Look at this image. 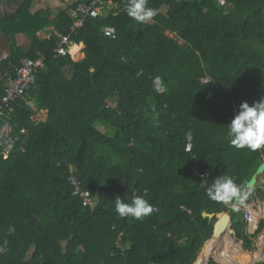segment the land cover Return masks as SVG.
Returning a JSON list of instances; mask_svg holds the SVG:
<instances>
[{
    "label": "trees",
    "instance_id": "1",
    "mask_svg": "<svg viewBox=\"0 0 264 264\" xmlns=\"http://www.w3.org/2000/svg\"><path fill=\"white\" fill-rule=\"evenodd\" d=\"M30 2L0 17L11 48L4 68L24 57L46 64L7 117L13 147L0 144V264H193L207 241L204 253L220 264H252L243 249L254 248L264 220L250 234L244 208L209 199L203 178L227 174L247 186L264 162V147L238 150L225 139L236 107L264 97V0H148L159 12L142 24L125 13L126 0H113L72 34L85 45L80 61L56 51L71 31L68 9L50 21ZM50 24L56 34L40 37ZM40 110L45 121L34 117ZM70 174L95 206H83ZM262 179L243 205L264 199ZM130 191L150 202V215L115 212L114 199L130 201ZM204 211L229 212L243 249L228 232L211 238L217 219Z\"/></svg>",
    "mask_w": 264,
    "mask_h": 264
},
{
    "label": "clouds",
    "instance_id": "2",
    "mask_svg": "<svg viewBox=\"0 0 264 264\" xmlns=\"http://www.w3.org/2000/svg\"><path fill=\"white\" fill-rule=\"evenodd\" d=\"M125 13L137 23H146L157 15L158 10L148 6V0H126L124 7ZM159 81V76L155 77ZM155 91L159 94L164 91V87L157 85ZM159 113L156 112L153 119L156 120ZM225 139L228 144L236 149H247L256 151L264 147V97L259 101L249 104L247 101L241 102L234 110L233 117L227 123ZM207 175L203 182L206 187V195L213 201L228 204L233 200L243 203L250 189L236 181L227 174H222L207 182ZM235 206V205H234ZM115 212L120 217H132L143 219L153 212V206L142 195H132L130 201H126L117 196L114 199ZM9 234L15 232L14 227L8 229ZM7 241L0 251L6 250Z\"/></svg>",
    "mask_w": 264,
    "mask_h": 264
},
{
    "label": "built area",
    "instance_id": "3",
    "mask_svg": "<svg viewBox=\"0 0 264 264\" xmlns=\"http://www.w3.org/2000/svg\"><path fill=\"white\" fill-rule=\"evenodd\" d=\"M113 4V0H91L90 2L79 3L70 8L69 13L73 21L70 26L71 31L68 34L61 35L56 48L57 53L62 55L70 53L72 55L71 47L74 45L71 41L72 34L78 31L88 17L101 16L103 12L108 10L109 6ZM103 31L106 36L112 38H115L117 35V30L114 26H105ZM45 65V60L42 57H24L20 60L19 65L15 67L13 72L9 71L5 75V90L0 97V144L4 146L7 152L14 145V138L11 135L12 127L7 120V117L13 110V102L26 95L29 88L35 83L37 73L44 69ZM28 105L36 109L33 103L28 102ZM198 172L197 170L196 173ZM201 176L203 177L204 175L202 174ZM68 182L72 186L74 193L82 198L83 206L93 207L96 205L97 196L90 190L83 189L82 181L79 178L74 174H70ZM239 206L244 208L248 232L250 234H255L259 228L260 221L264 220V217L261 220L259 219L255 210V203H246ZM263 237L264 235L261 237L258 236L254 241L261 244L264 242ZM150 264L157 263L152 262Z\"/></svg>",
    "mask_w": 264,
    "mask_h": 264
},
{
    "label": "crops",
    "instance_id": "4",
    "mask_svg": "<svg viewBox=\"0 0 264 264\" xmlns=\"http://www.w3.org/2000/svg\"><path fill=\"white\" fill-rule=\"evenodd\" d=\"M26 0H4L0 3V17L10 16L14 14L25 2ZM91 0L87 1L90 2ZM79 0H31L30 2V11L34 14L36 12L45 11L50 14V21L54 19L61 11L76 6L79 3ZM114 5V4H113ZM113 5H110L108 9H111ZM107 11V10H105ZM104 11V12H105ZM103 12V13H104ZM57 29L52 24L44 27L40 32L39 36L42 38H51L53 34H56ZM17 45L23 47L24 49H29L31 42L28 36L24 33H18L16 35ZM84 46L83 43H80ZM78 45L77 43L74 44ZM71 47V53H73V48ZM9 42L3 32L0 31V81L5 79V75L9 72V67L4 68V62L8 54L10 53ZM80 52V49L78 53ZM81 53H79L80 55ZM85 55V53H83ZM85 57V56H84ZM74 59V57H73ZM75 60V59H74ZM35 119L39 121H45L47 119V110H40L35 114Z\"/></svg>",
    "mask_w": 264,
    "mask_h": 264
},
{
    "label": "water",
    "instance_id": "5",
    "mask_svg": "<svg viewBox=\"0 0 264 264\" xmlns=\"http://www.w3.org/2000/svg\"><path fill=\"white\" fill-rule=\"evenodd\" d=\"M91 76H93V73L91 74ZM262 173H264V162L261 163V165L258 167L255 174L252 176L251 180L248 182L247 187L251 188L255 186L258 181V176L261 175ZM130 192L131 194H133V191H130ZM99 196L100 195L98 194V197ZM202 215L203 217L208 218L209 220H213L214 218L217 219L214 224L212 238H220L226 232H228V230H230L232 231V234L234 235V237L237 240L239 239L235 229L232 228V221H231L232 216L229 212L225 211V212L217 214L216 212L204 211ZM207 262H208V257L203 251L193 264H206Z\"/></svg>",
    "mask_w": 264,
    "mask_h": 264
},
{
    "label": "rangeland",
    "instance_id": "6",
    "mask_svg": "<svg viewBox=\"0 0 264 264\" xmlns=\"http://www.w3.org/2000/svg\"><path fill=\"white\" fill-rule=\"evenodd\" d=\"M74 46V45H73ZM84 47H85V45L83 46V45H81V48H80V52L79 53H81L80 54V57H77L76 58V56H75V54L74 53H72V55H73V57H74V59L76 60V61H80V60H82L83 58H84ZM78 53V54H79ZM256 184H258V181H257V183ZM261 185H262V187L264 188V179H262L261 180ZM238 205H241V203H238V202H236ZM249 203H251V204H253V203H255V210H256V212H257V215H258V217H259V219L261 220V219H263V217H264V199H258V200H255V201H252V202H249ZM243 204V203H242ZM228 234L233 238V241H236V242H238L239 244H240V246H241V248L243 249V247H242V242L238 239H236L235 237H234V235L232 234V231H230V230H228ZM264 235V228H263V230L261 231V233L258 235L259 237H261V236H263ZM257 236V237H258ZM212 238V237H211ZM263 241H264V237H263ZM208 242V241H207ZM206 242V243H207ZM232 242V241H231ZM206 243L204 244V246H203V249H202V251H201V253L204 251V249H205V247H206ZM246 253H247V258L246 259H248V260H251V261H253V263L252 264H264V242L263 243H256V241L254 242V248L252 249V250H246V249H243ZM200 253V254H201ZM223 254H224V252L223 251H219L218 252V255L221 257V256H223ZM255 254H259V259L258 260H256V256H255ZM214 260V257L213 256H211V257H209L208 256V262L206 263V264H212V261ZM256 260V261H255ZM215 261V260H214ZM215 262H217L216 264H220L217 260L215 261ZM241 262H238V264H240Z\"/></svg>",
    "mask_w": 264,
    "mask_h": 264
},
{
    "label": "bare ground",
    "instance_id": "7",
    "mask_svg": "<svg viewBox=\"0 0 264 264\" xmlns=\"http://www.w3.org/2000/svg\"><path fill=\"white\" fill-rule=\"evenodd\" d=\"M80 48H81V44L75 45L74 48H73V53H74V54L76 53V54H75L76 58H77V57H80V55L78 54V51H79ZM231 255H232L233 257H236V252H235V251H231ZM259 257H260L259 254H258V255L256 254V260H258ZM256 260H255V261H256Z\"/></svg>",
    "mask_w": 264,
    "mask_h": 264
}]
</instances>
